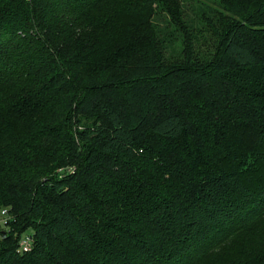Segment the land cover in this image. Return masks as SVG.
<instances>
[{
    "label": "trees",
    "instance_id": "1",
    "mask_svg": "<svg viewBox=\"0 0 264 264\" xmlns=\"http://www.w3.org/2000/svg\"><path fill=\"white\" fill-rule=\"evenodd\" d=\"M3 208L0 264H264V0H0Z\"/></svg>",
    "mask_w": 264,
    "mask_h": 264
},
{
    "label": "built area",
    "instance_id": "2",
    "mask_svg": "<svg viewBox=\"0 0 264 264\" xmlns=\"http://www.w3.org/2000/svg\"><path fill=\"white\" fill-rule=\"evenodd\" d=\"M13 218V214L9 212V210L7 208H3L1 210V222L6 225L4 226H8L9 225V221ZM33 245V237L29 234H26L24 236H22L19 240V251L21 252H27L29 250H31Z\"/></svg>",
    "mask_w": 264,
    "mask_h": 264
},
{
    "label": "rangeland",
    "instance_id": "3",
    "mask_svg": "<svg viewBox=\"0 0 264 264\" xmlns=\"http://www.w3.org/2000/svg\"><path fill=\"white\" fill-rule=\"evenodd\" d=\"M192 13V11H190ZM196 18L198 17L197 15L195 16ZM182 49L181 43L180 41H176L174 44H172L171 46L168 47L167 49V54L169 56L171 55H175V53H179ZM4 225V222H1V216H0V228H2ZM28 231H32L31 229H29Z\"/></svg>",
    "mask_w": 264,
    "mask_h": 264
}]
</instances>
